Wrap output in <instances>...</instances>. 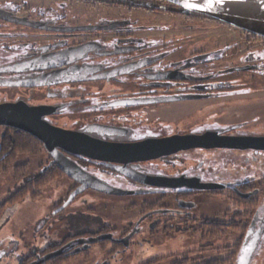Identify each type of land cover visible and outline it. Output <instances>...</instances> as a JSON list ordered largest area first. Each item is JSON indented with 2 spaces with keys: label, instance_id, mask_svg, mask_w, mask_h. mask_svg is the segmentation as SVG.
<instances>
[{
  "label": "flooded vegetation",
  "instance_id": "flooded-vegetation-1",
  "mask_svg": "<svg viewBox=\"0 0 264 264\" xmlns=\"http://www.w3.org/2000/svg\"><path fill=\"white\" fill-rule=\"evenodd\" d=\"M173 7L167 0H0V14L39 25L0 17V103L23 100L30 105H52L55 112L44 117L52 124L60 126L55 121L63 118L69 124L70 120L73 125L63 128L113 144L205 133L214 141L264 138V36ZM81 26L100 28L64 30ZM61 61L66 62L52 66ZM33 64L35 69L27 68ZM59 69L67 77L56 74ZM41 76L48 81L67 80L37 86L15 84L34 77L36 82ZM170 104L190 108L170 117L166 106ZM0 127H4L1 144L23 132ZM42 151L48 159L42 170L62 174L71 184L69 195L79 183L51 163L43 144ZM64 154L111 187L141 191L110 194L87 189L102 195L100 209L108 205L105 198L116 197L120 205L128 202L119 198L143 195L140 213L133 221H125L127 227L118 233L120 217H110L109 212H65L72 202L58 210L66 198L51 213L68 215L61 218L66 223L64 234L57 241L48 238L42 246L37 239L32 258L17 263L60 251L43 263L68 264L75 259L80 264H118L139 233L148 240H162L168 239L169 231L181 237L190 230L191 247L137 264H264L263 148L193 147L125 163L69 151ZM12 155L0 145V167ZM29 158L35 178V161L39 166L40 157L32 154ZM19 162L9 164L12 171L29 165L27 158ZM179 177L182 183L177 187L156 183L157 178ZM33 181L35 185L38 180ZM206 183L221 187L199 186ZM19 187L0 201V215L8 214ZM75 215H94L90 217L94 227L72 232ZM100 235L108 237L78 242ZM104 240L108 243H99ZM93 247L107 257L93 263L89 256ZM8 251L7 242L2 241L0 264L12 261L5 257Z\"/></svg>",
  "mask_w": 264,
  "mask_h": 264
},
{
  "label": "water",
  "instance_id": "water-1",
  "mask_svg": "<svg viewBox=\"0 0 264 264\" xmlns=\"http://www.w3.org/2000/svg\"><path fill=\"white\" fill-rule=\"evenodd\" d=\"M176 5L173 7L177 11H196L203 13L237 27L252 31L264 36V0H167ZM160 8H164L159 6ZM0 17L11 20L24 21L21 18H10L3 14ZM33 27H37L35 22L24 21ZM98 26H81V27H67L64 30L72 31L79 29H96ZM52 58V57H50ZM66 61L56 62L62 65ZM27 68L35 69V64L28 65ZM65 70H58L56 74H63ZM47 76V75H46ZM65 77H67L65 72ZM67 79H60L59 81H48L41 76L35 82V77L29 82L15 83L23 86H37L49 83L62 82ZM9 84V83H8ZM55 112L52 105H30L23 100L14 102L0 103V126H10L18 130L27 132L42 142L44 148L52 157L51 163H55L58 168L72 179L77 181L79 185L70 192L66 201L58 208L62 210L72 202L75 196L87 189H93L110 194H135L139 190H124L121 188L111 187L105 184L101 179L90 174L82 169L73 159L67 157L64 151L79 154L93 159L104 160L109 162H128L138 161L151 158H158L163 155L174 153L181 149H188L193 147H259L264 149V138H217L214 141L211 134L205 133L203 135H175L162 139H147L133 144H113L94 140L85 136L79 130L67 129L49 122L46 117ZM213 137V136H212ZM214 138V137H213ZM248 143H245V142ZM116 169L124 174H127L120 166H115ZM157 184H164L170 187H177L182 183V178H157ZM201 188H219V184H201ZM108 236L100 235L86 240H78V242L93 243ZM60 251L47 253L42 257L27 264H42L43 262L55 257Z\"/></svg>",
  "mask_w": 264,
  "mask_h": 264
},
{
  "label": "rangeland",
  "instance_id": "rangeland-1",
  "mask_svg": "<svg viewBox=\"0 0 264 264\" xmlns=\"http://www.w3.org/2000/svg\"><path fill=\"white\" fill-rule=\"evenodd\" d=\"M171 105L172 104L166 105L171 110L169 112H172V114L169 115L170 117L173 116V112L174 115L176 112H179L178 110H181L182 113H184L187 108H190L186 107L178 109V106ZM262 112L264 113V106ZM68 121L69 124L65 119L62 118L59 119V121H55V123L62 127H71L73 123H70V120ZM3 128L4 127H0V135ZM7 130L8 133H11V131L13 132L12 128H7ZM29 135H27V132L24 131L15 133V135H10L11 137L14 136L17 138L16 145L18 144V147L17 150H14L11 159L5 161L2 167H0V201L8 196V191L16 192L17 187L21 185L18 188L21 191V194L19 191L17 193H14V202H12V205L7 208L6 211L8 214L3 216L0 215L2 219L0 222V247L2 246V241H6L9 246V251L5 255V257H9L10 259L12 258V261H10L9 259L6 261L7 264H9V262L11 264H19L17 263V261L22 259L24 260L23 263H25L26 261H28V259H31L32 257L30 255L33 253L32 251L35 250V243H38V240H40L41 246L47 243L48 238L53 241H57L58 237L64 234V232L62 231L64 230L66 224L63 220H61V218L68 216L51 215V213L55 205H58L60 201L67 198L71 184L62 174L50 172L49 170L48 172H45L42 170V165H46L48 159L43 158L44 154L42 149L41 151H39L37 148H35V145H38V143L36 142L35 144V141L32 140V135H30L31 137ZM23 139L31 141L32 147L26 148L24 146L25 140ZM2 143L3 144H1L0 139V145H2L3 151H6L7 148L3 145L7 144L8 140L7 142ZM32 154H36V157H40L39 166H36L37 162L35 161L34 169L35 173H39V176H42V179L35 182V185H31L35 196L24 197L22 194L23 190H21L24 185L21 183V181L24 180V177L22 176L31 174L30 171L32 169L31 167L33 166V163L32 159L29 157H31ZM17 157H20V159L16 161ZM26 158L29 161V165L17 166L19 167V169H17L16 171H12L11 167H9V164L11 165L21 160L24 161ZM36 169H38L37 172ZM101 198L102 195H100L99 193L86 190L82 194L77 195V197L72 201L65 212L75 210L82 212L83 214H96L101 211L109 212L110 214H113L108 215L110 217H120L119 221L117 222L118 225H116L118 227V233H120L121 229L127 227L124 225L126 223L125 221H133L137 218V215L140 213L139 200L144 198V196L134 195L119 198V201L133 203L126 209L125 207L128 203H120V205H117L118 201L116 200V197L105 198V203L108 204L107 207H105V210L100 209V206L102 207L103 205L99 204ZM92 216L94 215H75L74 217L77 220H73L76 224H73V228L71 229V231H78L82 228L83 230H86V228H93L95 224L94 220L91 219ZM88 217V221L90 224L86 222V218ZM53 220H55L54 226L53 224L51 225V221ZM189 233L190 230H187V232L180 237L178 236L179 233L169 231L168 239L163 238L162 240L160 237H155L153 238V240H148L146 239L147 236L145 234L139 233L133 237V240L131 241V247L127 249V252L125 253L123 259L118 260V264H137L140 261L159 255H167V258L169 256H172V254H180L183 250H185L187 247H191V245L193 244V239L191 237V234ZM99 243L107 244L108 241L104 240L100 241ZM217 244L221 245L223 243L217 242L216 245ZM103 249L105 248L103 247ZM90 250L91 251L89 253V256L93 263L98 261L99 259H105L107 257L105 252L97 249L96 247H93ZM135 250H141L145 252L137 254ZM42 264L50 263L46 262ZM68 264H80V262L72 259L68 262Z\"/></svg>",
  "mask_w": 264,
  "mask_h": 264
},
{
  "label": "trees",
  "instance_id": "trees-1",
  "mask_svg": "<svg viewBox=\"0 0 264 264\" xmlns=\"http://www.w3.org/2000/svg\"><path fill=\"white\" fill-rule=\"evenodd\" d=\"M27 135H29L28 133H27ZM30 136V135H29ZM31 137V136H30ZM30 139V138H29ZM23 140H25L24 141V146L26 147V148H29V147H32V142L31 141H28V140H26V139H23ZM32 140H34L35 141V144H36V142L38 143V145H35V148H37L39 151H41V149H42V145H41V142L38 140V139H32ZM16 141H17V138L16 137H14V136H12V137H9V139H8V143H7V151H8V154H13L14 153V150H17V147H18V144L16 145ZM20 147V146H19ZM36 149V150H37ZM38 152V151H37ZM42 157V156H41ZM43 175V174H42ZM24 177V176H23ZM41 177V178H40ZM44 177V176H43ZM40 180V179H42V176H39V173H38V175H37V173H35V178H33L32 177V174H29V175H26L25 176V178H24V186L22 187V189L21 190H23V196L25 197V196H31V197H33V196H35V194L33 193V188H32V186L31 185H33V180ZM19 192H20V194H21V191L19 190ZM29 260V259H28Z\"/></svg>",
  "mask_w": 264,
  "mask_h": 264
}]
</instances>
